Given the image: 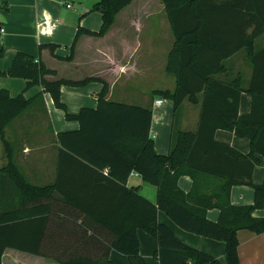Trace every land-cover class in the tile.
Masks as SVG:
<instances>
[{
    "label": "trees",
    "instance_id": "trees-1",
    "mask_svg": "<svg viewBox=\"0 0 264 264\" xmlns=\"http://www.w3.org/2000/svg\"><path fill=\"white\" fill-rule=\"evenodd\" d=\"M133 0H100L90 12L102 15L99 31L78 27L70 54L61 59L72 61L75 45L83 35L104 37L116 22L117 15ZM171 23L175 42L169 54L167 72L176 78L174 90L155 92L173 103L174 116L186 100L200 104V114L195 131H172L170 150L159 154L151 136L153 113L151 108L129 105L107 98L108 84L104 82L97 95L96 109L82 108L79 113L68 112L61 100L62 86L80 87L92 81L54 79L57 72L49 69L41 59L18 52L10 68L0 70L3 77L23 78L25 90L11 97L7 90H0V137L8 163L3 169L13 181L22 197V207H15L6 226L11 241H0V264L7 247L45 255L41 246L49 213L55 201L77 208L80 214L101 224L111 233V239L92 254L72 252L55 258L61 264H115L110 252L116 250L126 255L131 264H148L140 253L137 231L142 229L153 236L160 248L184 252L183 264H240L238 256V231L264 232V216L256 217L255 211L264 208V180L256 184L253 173L264 158V48L255 51L253 41L264 33V0H250L252 5V34L240 46L247 48L253 66L251 81L243 87L242 77L222 81L216 75L225 71L223 63L234 50L219 54V38L211 27V13L220 0H162ZM237 1L221 2L220 8ZM245 21L243 20L242 23ZM248 22V20H247ZM240 33V31H238ZM237 34V33H236ZM244 36V34H243ZM49 49L55 56L56 44L39 46V51ZM4 50L0 49V58ZM34 86H41L49 93L57 108L65 111L67 120H77L80 128L58 134L61 145L58 157L59 174L53 184L32 185L25 178L14 160L11 144L5 139V128L28 107L33 99L24 93ZM243 92L251 95V109L240 113ZM217 130H226L250 141V152L244 154L227 143L217 141ZM76 164L90 170L99 184L109 192L111 208L98 213L91 203L74 199L72 190L63 185L62 167ZM108 172L105 174L104 171ZM157 189L156 202L139 192L138 187H127L131 173ZM187 175L193 180L192 189L183 191L178 181ZM246 185L254 190V203L234 205L230 194L233 186ZM83 190V188H80ZM220 211L217 221L208 219L209 210ZM159 211L164 212L176 225L190 233L225 243V261L222 263L211 254L193 248L180 240L167 225L158 221ZM86 226V225H83ZM156 256V255H155Z\"/></svg>",
    "mask_w": 264,
    "mask_h": 264
},
{
    "label": "crops",
    "instance_id": "crops-1",
    "mask_svg": "<svg viewBox=\"0 0 264 264\" xmlns=\"http://www.w3.org/2000/svg\"><path fill=\"white\" fill-rule=\"evenodd\" d=\"M222 1L226 0H220L216 6L209 8L214 9L211 13V27L216 30L219 38H215V33L212 36L219 44V54L232 50L235 53L227 55L223 61L226 69L216 75V78L229 82L241 76L243 87L247 88L253 66L248 58L247 48L240 45L246 40L245 35L254 31L250 22L253 7L250 0H234L237 1L235 4L220 8ZM68 5V0H0V25L5 28V33L0 37V49L4 50V55L0 58V70H8L16 54L24 52L41 59L49 69L57 72L56 76L48 77L50 80H83L90 77L102 79L80 87L62 86L61 100L68 112L77 114L82 108L96 109L97 95L102 91L105 81L109 86V100L151 108V136L155 141V149L159 154H167L171 138L167 140V135L163 138V130L169 124L170 134L175 129L172 122L166 121L169 106L162 108L165 99L155 92L172 91L176 88L175 76L169 74L166 69L175 38L162 0H159V3L149 2L140 6L144 16L157 18V33L149 31L143 36L147 27L142 20L143 15L131 12L130 4L117 15L116 22L104 37L83 34L75 45L72 61L61 58L70 54L78 27L97 32L102 26V15L99 12H91L86 16L84 8L78 13L69 9ZM70 6L73 8V5ZM90 19L93 27L89 25ZM112 34L115 38H107ZM263 35L264 33L254 39L255 51L264 48V38H261ZM46 44L58 46L55 56L47 48L39 51V46ZM96 66L100 68L94 69ZM25 87L26 80L23 78L0 75V90H7L11 97L18 96ZM140 90L143 91L142 95ZM150 95L152 97L149 100ZM24 96L33 99V102L5 128L4 136L11 144L14 160L28 182L35 186L53 184L59 174L58 157L61 145L58 134L78 130L80 122L67 120L65 114L55 106L51 95L43 92L41 86L32 87ZM114 96L117 99H114ZM158 98L162 99L160 105L155 104ZM251 100L250 94L242 93L239 109L241 114L250 111ZM172 106L173 103L170 107ZM183 106L187 109L186 114L192 115L191 119L186 118V125L190 122L192 128L181 131H195L199 122L200 104L186 100L181 108ZM158 126H162L161 132L157 130ZM215 139L244 154H248L251 149L247 138L238 137L230 131L217 130ZM7 163L8 158L0 137V226L8 224L15 207L21 208L23 202L12 179L3 172ZM62 173L61 181L72 190L70 194L74 199L91 203L99 214L111 208L108 203V190L103 184L98 185L90 170L76 164H66L62 167ZM263 180L264 158L253 173V181L256 184ZM178 184L183 191L189 192L193 180L184 175L180 177ZM148 185L135 172L131 173L126 184L127 187H138L143 196L155 203L157 189ZM230 200L234 205H251L254 203V190L246 185L233 186ZM219 214L218 209H212L208 211L207 217L217 221ZM254 215L263 217L264 208L255 211ZM48 219L47 230L41 243V249L46 251L45 255L7 247L2 255V264H61L55 258L74 251L92 255L111 239V233L101 224L89 217H85L84 222V215H81L77 208L63 202H53ZM158 221L170 227L174 234L189 246L211 254L222 263L225 261L224 242L185 231L162 211L158 213ZM137 234L140 253L148 264H183L184 252L160 248L157 240L142 229H138ZM237 236L240 264H264V232L240 230ZM2 239L4 242L11 241L10 229L4 227L0 241ZM110 259L115 264H129L128 257L116 250L110 252Z\"/></svg>",
    "mask_w": 264,
    "mask_h": 264
},
{
    "label": "rangeland",
    "instance_id": "rangeland-1",
    "mask_svg": "<svg viewBox=\"0 0 264 264\" xmlns=\"http://www.w3.org/2000/svg\"><path fill=\"white\" fill-rule=\"evenodd\" d=\"M99 1L100 0H68L70 5H73V8H71V6H69L70 7L69 9H71V10H73L75 12L81 13L82 12L81 8H84L85 11H86L85 15L89 16L91 14L90 10L92 9V7ZM149 2H152V3L155 4V2L159 3V0H133L131 2V5H130L131 7H130L129 10H131V12H135V13L141 15L142 12H141L140 6L142 4H147V3L149 4ZM143 13L145 14V12H143ZM91 20L92 19H90V24L89 25L93 27L94 24H92ZM142 20L147 25L146 29H144V33H143L144 35L143 36H146L149 33V31L153 32V34L158 32L157 31L158 30L157 18H155V17L148 18V16H144L143 15L142 16ZM107 38H115V37H114V34H112V35L108 36ZM261 38H264V35ZM0 41H1V38H0ZM98 68H100V66L94 67V69H98ZM142 93H143V91H141L140 95H142ZM151 97L152 96L150 95L149 100H150ZM114 99H117V98L115 97ZM140 99H143V98H140ZM171 104L172 103H171L170 100H168V99L164 100V106L162 108H166V106L167 107L169 106V111H168L167 116H166V121L167 122H172L175 131L191 129L192 126L189 125V124H191L190 122L188 123V125H186V118L191 119L192 115H187L186 112H185L187 109L183 106L182 108L180 107V109L176 112V116H174V108H173V106L170 107ZM58 110L62 111L65 114V111L63 109L58 108ZM161 129H162V126H158L157 127V130L159 132H161ZM163 131H164L163 132V138L166 137V135H167V140H168V138L170 140V138H171L170 124L168 126L166 125V127L164 128ZM148 186L150 188H153V186L150 185V184ZM19 261L23 262V260H19ZM128 263L131 264L129 259H128Z\"/></svg>",
    "mask_w": 264,
    "mask_h": 264
},
{
    "label": "built area",
    "instance_id": "built-area-1",
    "mask_svg": "<svg viewBox=\"0 0 264 264\" xmlns=\"http://www.w3.org/2000/svg\"><path fill=\"white\" fill-rule=\"evenodd\" d=\"M70 5H68L69 7ZM5 33V28L3 26L0 25V37ZM162 103V99L161 98H158L156 101H155V104L156 105H160ZM108 171L105 170V173H107Z\"/></svg>",
    "mask_w": 264,
    "mask_h": 264
}]
</instances>
